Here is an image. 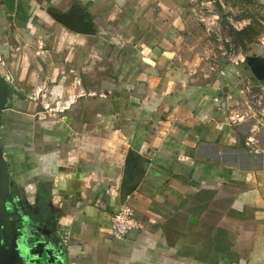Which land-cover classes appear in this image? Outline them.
Here are the masks:
<instances>
[{"label": "crops", "instance_id": "1", "mask_svg": "<svg viewBox=\"0 0 264 264\" xmlns=\"http://www.w3.org/2000/svg\"><path fill=\"white\" fill-rule=\"evenodd\" d=\"M154 3L0 0V140L17 186L46 197L65 264H264V118L231 123L252 102L247 69L181 62ZM122 205L142 227L117 240Z\"/></svg>", "mask_w": 264, "mask_h": 264}, {"label": "rangeland", "instance_id": "2", "mask_svg": "<svg viewBox=\"0 0 264 264\" xmlns=\"http://www.w3.org/2000/svg\"><path fill=\"white\" fill-rule=\"evenodd\" d=\"M154 4L158 8L157 19L166 18L168 22L173 19L176 23L175 48L181 62L190 56L191 63L195 62L196 67L200 65L203 70L213 73L226 72L246 64L244 68L247 69L248 79L245 85L254 86L249 99L254 104L248 102L239 105L236 115L249 112V120L263 119L264 95L261 87H257L260 81L248 67L247 58L255 56L253 50L257 45L263 46L264 0H155ZM249 26L259 33L256 43L252 45L240 41L235 33ZM243 59L245 61L241 62ZM14 179L11 171V197L5 204V214L0 217V236L13 233L22 252L33 253L31 245L36 239L32 241L31 237L36 233L31 217L40 219L38 200H28L20 195ZM25 262L28 264L29 259Z\"/></svg>", "mask_w": 264, "mask_h": 264}, {"label": "water", "instance_id": "3", "mask_svg": "<svg viewBox=\"0 0 264 264\" xmlns=\"http://www.w3.org/2000/svg\"><path fill=\"white\" fill-rule=\"evenodd\" d=\"M56 21L74 29L69 15L67 14H52ZM75 31H80L76 28ZM247 65L250 68L254 77L264 82V59L257 56H249ZM9 95V89L4 78L0 75V116L5 110L6 101ZM134 156L130 152L126 160L125 180L122 188L121 202L125 204L129 194L133 192L134 185ZM10 171L9 163L4 155L0 144V217L5 214V204L10 199ZM36 239L31 245L34 252L23 251L19 248L16 237L12 233L0 236V264H26L25 260L29 259L28 264H64L62 261L61 250L58 244H52L50 240Z\"/></svg>", "mask_w": 264, "mask_h": 264}, {"label": "built area", "instance_id": "4", "mask_svg": "<svg viewBox=\"0 0 264 264\" xmlns=\"http://www.w3.org/2000/svg\"><path fill=\"white\" fill-rule=\"evenodd\" d=\"M261 43L264 45V39ZM244 61L245 59L241 60V62ZM237 65H239V63H237ZM7 80H10V78H7ZM248 116L249 112L242 115H235L231 119V123L233 125L245 124L249 121ZM248 139L250 143H256V141H258L254 136L249 137ZM141 227V222L134 216L132 209L126 205H122L111 219V235L117 240L124 239L129 232L140 230Z\"/></svg>", "mask_w": 264, "mask_h": 264}, {"label": "flooded vegetation", "instance_id": "5", "mask_svg": "<svg viewBox=\"0 0 264 264\" xmlns=\"http://www.w3.org/2000/svg\"><path fill=\"white\" fill-rule=\"evenodd\" d=\"M11 170V168H10ZM15 187L18 191V193L21 195V189L19 186H17L16 181L14 180ZM39 208H40V219H38L36 216L31 217L33 220L34 228H35V235L31 237L32 241L35 239H39L42 235V237H45L44 239L50 240L52 244H59V238L57 234L54 231L55 229V217L53 216V212L49 211V208L47 204H44L43 206L38 202ZM31 222V221H30ZM42 233V234H41ZM41 234V235H40Z\"/></svg>", "mask_w": 264, "mask_h": 264}, {"label": "trees", "instance_id": "6", "mask_svg": "<svg viewBox=\"0 0 264 264\" xmlns=\"http://www.w3.org/2000/svg\"><path fill=\"white\" fill-rule=\"evenodd\" d=\"M235 33L237 34V36H238V38L240 39V41H247V44H249V45H252V44H255L256 43V38H257V36L259 35V33L257 34V33H255L254 32V30H253V28H251L250 26L249 27H247V28H244L243 30H241V31H239V32H236L235 31ZM257 47H263L262 45H257ZM130 50H131V48H130ZM242 67H245L246 66V64H242L241 65ZM8 114V112L7 111H3L2 113H1V116H0V126L2 125V123L3 122H5V118H6V115ZM0 132H1V130H0ZM0 144H1V148H2V150H3V152H4V155H5V157H6V159H7V161H8V163H9V167H11L12 168V166H10V162H9V160H8V156H7V154H6V145L4 144V142H2L1 140H0ZM11 171H12V169H11ZM14 178H15V181H16V183H17V185L20 183L21 184V182H23V179H21V178H18L17 176H14ZM20 186V185H19ZM21 189V188H20ZM43 190H45V189H43ZM45 201H46V197L44 196V195H42V199L40 200V204L43 206L44 205V203H45ZM61 256H62V261H63V263L65 264V255L64 254H61Z\"/></svg>", "mask_w": 264, "mask_h": 264}]
</instances>
